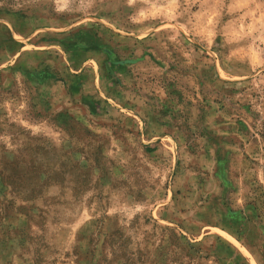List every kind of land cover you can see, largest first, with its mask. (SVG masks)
Here are the masks:
<instances>
[{"label":"rangeland","instance_id":"obj_1","mask_svg":"<svg viewBox=\"0 0 264 264\" xmlns=\"http://www.w3.org/2000/svg\"><path fill=\"white\" fill-rule=\"evenodd\" d=\"M0 264H264V0H0Z\"/></svg>","mask_w":264,"mask_h":264}]
</instances>
